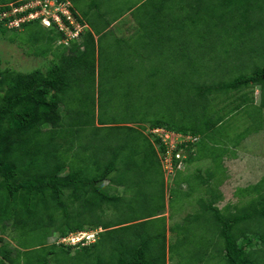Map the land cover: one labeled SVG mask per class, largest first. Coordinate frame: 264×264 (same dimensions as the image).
Returning a JSON list of instances; mask_svg holds the SVG:
<instances>
[{"label":"trees","instance_id":"trees-1","mask_svg":"<svg viewBox=\"0 0 264 264\" xmlns=\"http://www.w3.org/2000/svg\"><path fill=\"white\" fill-rule=\"evenodd\" d=\"M28 1L0 0V16L3 17V14L12 10L14 6L17 8ZM62 1L64 0H57V3ZM68 1H70V10L72 9L74 14L77 13L78 10L73 2L79 0ZM199 1L202 2L201 6L204 5L207 8L205 13L202 11L199 15V23L193 17L190 22L184 19L185 23L206 24L207 28H210L208 34L211 33L210 35L214 36V42L211 45L218 42L219 38L215 36H219L218 31L223 30L221 40L226 39L233 48L230 47V56H219L215 61L216 70L220 74L230 73V79L221 78L213 83L200 85L199 81H195L193 85L198 87L199 94L197 103H194L192 107L182 104L170 105L161 113L155 110L156 112H153L151 116L144 114L145 112L141 110L138 114L139 110L131 108L128 104L121 109L107 108L115 101L126 100L129 103L130 92L119 91L121 86H125L123 84L112 90L100 87V82L96 84L94 71L97 69V58L99 61L97 54L99 37L96 39L95 35H100L103 30L98 31L96 25H92L90 21L88 23L84 16H80L79 20L84 22V19L89 27L83 31L80 43L72 41L67 46L61 42L58 44L57 42L64 37L65 33L58 28L55 22L52 27L56 30L44 26L47 29L48 56L52 60L51 65L45 71L40 68L31 72L18 71L11 66H2L3 60L0 57V264H8V261L13 264H51L50 256L57 255V252L62 256H57L54 264H65L66 257L70 254L72 256L71 251L73 250L77 253L82 250L87 252L90 258H94L98 264L167 263V255H165L167 228H164L163 234H159L161 238H165L161 243L162 249L155 247L151 242L152 238L157 240L159 236L152 237L153 233L148 234L143 231L147 230L149 221L165 219V217L154 218L161 211L142 212L147 211L146 205L144 208L141 207L143 205L134 208V203L127 201L126 194L121 192L125 190L130 194L134 189L133 186L137 187L126 185V181L123 182L126 179L127 169L144 166L142 164L144 158L138 161L136 157H133L136 152L135 148L139 150L138 144L135 143L136 138L133 136L142 137L143 141L140 143L145 147L153 141L151 136L154 134L152 131L144 134L136 126L121 125L117 133L122 144L106 141V145L96 147L97 149L93 152L89 147L82 152L83 149L78 148L81 145L70 146V142L68 143V140L62 137L66 129L61 123L63 115L60 113V106L62 104L66 108L70 106V102L80 103L76 116L72 117L71 127L81 125L84 118H86L84 122L89 123L90 120L99 116L102 122L116 123L133 120L147 123L148 130L160 127L177 134L193 136L202 134L198 140L202 144L195 143L194 146L191 142L177 143L179 149L189 154V161L204 160L208 157L217 166H224L225 157L236 156V147L248 133L263 131L264 141V48L256 44L258 41L256 33H264V0ZM166 4L164 1L165 6ZM39 8L41 6L3 17L0 19V31L7 37L10 30L8 40L16 43L19 30L16 26L8 28L9 21ZM176 18L177 16H170V20ZM35 23L41 25L40 19L24 20L20 26L26 27L28 24ZM111 23L107 22L105 28L110 27ZM190 44L191 42L186 43L187 48ZM244 52L248 53L246 58L242 56ZM195 59V56H191L187 60L189 67L199 63ZM117 72H122L121 75H116L120 78L135 76V73L131 71ZM192 73L193 71L188 72V81L191 80L190 74ZM187 85V89L192 87L191 82ZM74 86H77L78 94L72 92L75 89ZM89 87L92 90H89ZM257 87L259 99L255 96ZM217 92L223 95V101L229 100L230 110L225 112V104L215 117H211L206 112V104L202 106L200 100L208 101L209 97H215ZM102 96L105 98L102 99ZM96 105L99 107L98 115H96ZM129 107L130 111H128ZM202 107L204 109H201ZM182 110L185 111L184 117L188 124L177 121ZM229 113L230 117L226 119ZM241 113L246 115L248 125L240 132H233L232 129L236 130L237 121L243 123L241 120H234ZM225 126L230 129V138L227 137L229 132ZM213 127L216 130L219 129V135L213 134V138L216 137V140L226 137L227 141L219 144L214 142V145H211L209 140ZM221 127H224L223 130ZM122 130H125L126 134L122 133ZM129 130L135 131L133 135L127 133ZM109 134L116 136L110 132L103 137V140L110 137ZM154 140L162 144L161 150L164 153L167 147L166 142L159 137H154ZM128 144H130L128 158H119L121 155L119 151L124 150L121 147H127ZM153 147L154 145L151 146ZM108 150L111 151L108 153ZM154 157L156 161H152L153 163L148 166L154 167L156 177L155 181L153 179L150 181V185L157 186L149 188L146 180L145 185L138 191L141 192L143 200L149 198L154 202L157 199L159 208L165 211L166 185H164L162 158ZM99 158L106 160L107 165L106 167L98 165L99 173L96 175H90L88 169L92 166L78 165V161L85 159H90L92 165H95ZM175 162L177 163L176 160ZM140 174L141 172L137 171L136 176ZM159 176L160 179H158ZM106 179L110 180V184L100 185L101 181ZM140 179H143V176ZM208 179L204 181L206 184H210ZM174 193L175 188L173 187L169 199L170 209H172ZM236 194L241 197L239 202L226 203L222 209L216 203L222 199L223 193L217 195L216 201L211 200L208 203L209 208L216 211L214 222L220 221V233L224 238L221 253L224 264H264V176L257 182L239 187ZM104 203L109 206L123 205L128 211L124 214L127 217L114 224H109L104 220L91 222L89 225L81 224L82 218L78 219V217L86 214L95 216L96 212L103 210ZM226 207L229 213L225 212ZM105 211L103 210V213ZM171 214L173 216V213ZM10 227L15 232L12 235L16 241L15 246L2 236ZM17 229L27 234L35 230L34 235H37V240L26 244L22 236L17 234ZM99 229L101 230L98 231L95 241L89 244H82V241L75 244L65 241L59 244L56 241L50 242L54 236L65 238L71 233ZM171 229L177 232L175 227ZM117 231L121 232L116 238L120 243L119 246L123 248L116 259L110 256L111 253L101 256L90 252L93 247L100 245L107 235ZM113 239L115 240V237L111 236V240ZM24 254L27 255L26 258L20 259ZM152 254L156 259L150 257Z\"/></svg>","mask_w":264,"mask_h":264},{"label":"rangeland","instance_id":"rangeland-1","mask_svg":"<svg viewBox=\"0 0 264 264\" xmlns=\"http://www.w3.org/2000/svg\"><path fill=\"white\" fill-rule=\"evenodd\" d=\"M164 1L167 3L166 6L164 5ZM41 3L42 0H33L32 6ZM69 3L70 1L68 0H64V3L60 4L56 3V0H51L50 7L55 5L53 14H56L57 9L64 10V5H68ZM200 3L202 2L199 0H168V2L167 0H79L73 2L75 8L80 15L84 16L88 23L90 21L92 25L95 24L98 31L103 30L99 35L97 44L99 61L97 58L96 68L99 70L100 87L112 90L119 88L116 86L123 84L125 86H121L119 91L130 92L129 103L126 100L115 101L108 105L107 108L121 109L124 105L128 104L131 108L139 110L138 114L141 110L145 112L144 114L151 116L153 112L157 111V113H161L170 105L182 104L192 107L194 103H197L199 94L197 91L198 87L193 85L195 81H199L200 85L213 83L215 80L221 78L230 79V73L225 72L224 74H220L215 68V61L218 57L230 56V47L233 48L226 39L224 41L221 40L223 38V30L218 31L219 36H215V38H219L218 42L211 45L214 42V36L210 35L211 33L208 34L210 28H207L206 24L185 23L184 19L190 22L192 17L199 23V15L202 11L205 13V9H207L206 6L203 4L201 6ZM7 14H10V12ZM34 16H37V13H34L33 16L29 15V18ZM71 16L77 26L76 29L74 28V31L70 28L69 24H64L61 18L58 20L60 25L65 26L67 34L59 40L66 41V46L67 44H71V40L67 41V37L70 38L76 35L80 24L81 26L83 25V22H80L78 17L74 16L72 12ZM170 16H177V18L170 20ZM2 18L0 16V19ZM107 22H112L111 24L115 25L106 29ZM7 26L11 28L12 24L8 23ZM54 29L56 30V28ZM18 30V37L16 39L18 41L16 43L8 40L10 30L7 37L0 31V57L3 60L2 66H11L22 72H31L37 68L45 71L52 61L51 57L48 56L47 29L35 23L28 24L26 27L20 26ZM227 32L230 33L229 31ZM201 34L206 35L203 36ZM256 34V40H258L256 44H260L264 48V33L257 32ZM74 41L77 42L78 40L74 39ZM187 42H191L189 48L186 46ZM61 43L64 42L61 41ZM43 50L47 52H42ZM248 53L244 52L243 58H246ZM191 56H195V60L199 63L189 67L190 65L187 60ZM123 70L135 73L136 77L134 75L129 78L117 77L116 75H121L122 73L117 71ZM189 71H193V73L190 74L191 80L188 81L187 76ZM190 82L192 87L187 89V83ZM74 87L75 89L72 92L78 94V91H76L77 86ZM85 87L87 88L88 86ZM102 93L105 92L102 91ZM222 96L220 92H217L216 96L209 97L208 101L200 100L202 106L204 103L206 104V112L209 116L215 117L219 113L220 108L225 104V112L230 110L229 100L225 99L224 102ZM255 96L256 99H259L258 87L255 89ZM104 98L105 96H102V99ZM74 102H70V106L66 108L64 105L60 106V113L63 115L61 123L66 128L65 134L62 137L66 138L68 143L70 142V146L81 145L78 148L83 149L82 152H85V149L89 147L93 152L97 149L96 147L106 145V141L113 142L114 144H118L121 141L117 133V122L108 121L105 125H102L97 123V118L90 120L89 123L84 122L86 121V118H84L81 125L71 127L72 117L76 116V110L80 107L78 101ZM130 107L128 111H130ZM201 109L204 108L202 107ZM97 112L98 108L96 109V115ZM184 115L185 111L182 110L181 115L177 117V121L188 124L185 121ZM229 117L230 113L225 118ZM246 119L244 113H241L238 118H234L235 121L241 120L243 123L237 121L235 123L237 125L236 130L232 129V131L240 132V130H244V127L248 125V120L246 121ZM105 120L109 119L105 118ZM223 128L221 127L222 130ZM225 128L229 132L227 137L230 138V129L227 126ZM213 129L214 127L211 130V139L209 140L211 145H214V142L219 144L222 141H227L226 137H220L215 140L216 137L213 138V134L219 135V129ZM146 131L149 130L147 129ZM110 132L116 136L109 134L110 137L103 140V137ZM121 132L126 134L125 130ZM163 136L169 143L170 151L162 162L164 177L169 184L167 185L169 187L165 190L167 197L169 188L171 191V188L179 185H173L178 172L185 174L187 185L184 193L182 192L183 190L178 189V186L175 188L172 209H170V213H173L174 216L172 217L173 219L169 220L170 227L177 229L176 234L170 230L169 234L171 236L166 245V253L170 245V252L168 253V257H171L172 262L170 264H224V258L221 256L224 238L220 233V221L214 222L216 220V211L210 209L208 203L211 200L216 201L217 195L222 193V199L216 203V205H219V208L222 209L226 203H237L241 199L236 194L237 189L257 182L264 176L263 131L248 133L240 145L236 147V156L232 158L230 156L225 157L224 166H217L208 157L204 160L189 161V154L182 149L178 151V157H176L179 163H173L172 149L174 145L182 141V135L165 132ZM200 137H202V134L188 136L184 142H191L194 146L195 143L202 144V142L198 141ZM151 138L154 139V136H151ZM154 144L158 146V144ZM228 146L230 147V143ZM110 151L108 150L107 152L109 153ZM98 160V163L95 165H92L90 159L78 161V165L81 167L92 166L88 169L90 175H96L99 173L97 169L98 165L101 167H106L107 165L106 160H102V158ZM172 164L173 166L171 167ZM225 166L228 168H225ZM39 168L41 169V167ZM130 177L136 181L140 180L134 174ZM206 179H208L210 184L204 182ZM109 184L110 180L106 179L101 181L100 185ZM136 186H133L134 189L130 194L125 190L121 191L126 194L127 201L134 203V208H138L141 205L144 208V205H146L145 209L147 211L142 212H148V210L164 212V209L159 208L157 199L154 202L149 198V200H143L141 192L138 191L143 185ZM154 186L156 187L157 185H149V188H153ZM124 208L123 205L109 206V204L104 203L103 210H106L105 213L101 210L96 212L95 216L86 214L78 217V219L82 218L81 224L86 223V225L98 220L114 224L122 218L127 217L124 214H127L128 211L126 208L123 210ZM227 211L229 213V209L226 207L225 212ZM147 225L148 228L147 230H143L144 233H153L152 237L154 235L159 236L157 240L152 238L151 242L155 247L162 249L161 243H163L162 241L165 238H161L159 234L166 227L165 219H155L149 221ZM100 230L73 233L69 235L70 238L67 237L66 243L78 242L84 238L82 244H89L95 241L96 235ZM16 232L22 236V240L26 244L37 240V235H34L35 230L29 231L28 234L23 233L21 230L19 231V229ZM14 233V229L10 227L2 236L11 245L15 246L16 241L12 238ZM112 234L107 235L102 243L93 247L90 252L101 256L111 253L110 256L116 259L121 253V248H123L119 246L120 243L116 238L121 232L117 231ZM111 236H114L115 240H111ZM51 241H56L57 244L60 243L55 236ZM71 253L72 256L70 254V256L66 257L65 264H98L94 258H90V255L83 250L80 253L73 250ZM26 256L24 254L20 259L23 260ZM57 256L60 257L62 254L57 252V255L50 256L49 260L51 264H54ZM150 257L156 259L153 254ZM7 263L13 264L10 261Z\"/></svg>","mask_w":264,"mask_h":264},{"label":"crops","instance_id":"crops-1","mask_svg":"<svg viewBox=\"0 0 264 264\" xmlns=\"http://www.w3.org/2000/svg\"><path fill=\"white\" fill-rule=\"evenodd\" d=\"M112 25H115V24H111L110 25V27L112 26ZM83 33V32H82ZM82 35H80V38L79 39H77L78 40V42L80 43L81 41H82V37H81ZM99 37V35H95V38L97 39ZM71 40V39H70ZM72 41H74V39L72 40ZM72 41H71V43H72ZM68 45V44H67ZM83 48V47H82ZM95 76H96V80H95V82H96V84H98L99 82H100V80H99V70L98 69H96L95 71ZM90 90H92V89H90ZM96 107L97 108H99L98 107V105H96ZM99 114V112H97V115ZM96 118H97V123L98 124H102V125H105L108 121H101V119L99 118V116H96ZM121 125H127V126H136V127H138V129H140L144 134H147V128L149 127L148 126V124L146 123V124H144V123H142V122H135V121H133V120H128V121H124V122H117V126L119 127V126H121ZM135 131H130L129 130V132H127V133H134ZM133 135V134H132ZM133 137H135L136 138V141H135V143L136 144H138L137 146H138V148H139V150H137V148H135L136 149V152H135V154L133 155V157H136V159L138 160V161H140L139 159H143L144 158V161H142L143 163L142 164H144V166H139V168H132V167H130V168H128L127 170L128 171H126L127 172V174H126V179H124V181L123 182H125L126 183V185H132V184H135V185H145V183H146V180L148 181V185H150V181H152V179H153V181H155L156 180V177H155V171H154V167H150V166H148L150 163H153L152 161H156V159H155V157L154 156H156V157H160V154H159V152H158V150L156 149V146L153 144V142H151L150 143V145L148 144V146H147V144L145 145V147H143L142 145H141V141H143V138L142 137H136V135L135 136H133ZM152 141V140H151ZM120 144H122V142H120ZM131 144V143H130ZM130 144H128L127 145V147H121V149L122 148H124V150H120L119 152H120V157L119 158H124V157H126V158H128V156H129V154H128V150H129V146H130ZM152 145H154V147L153 148H151V146ZM118 158V157H117ZM118 161H120V159L118 160ZM163 166V165H162ZM137 171L138 172H141V174L140 175H137L136 176V173H137ZM163 173H164V170H163ZM132 174H134L136 177H138L139 179H140V177L141 176H143V179H140L139 181H136V180H133L130 176L132 175ZM162 176H163V174H162ZM158 179H160V176L158 177ZM164 179H165V177H164ZM186 180H185V174L184 173H179V174H177V176L175 177V179H174V184L173 185H176V184H179V185H177L178 186V189H181V190H183L182 192L184 193L185 192V189L187 188V185H186V182H185ZM157 184H158V182H157ZM164 185H169L167 182H166V180H165V184ZM176 186V187H177ZM173 195H175V193L173 194ZM170 196H171V194L170 193H168V197H167V195H166V208H165V211L163 212V213H158L156 216H154V217H165V221H166V228H167V232H166V243H168V239L170 238V230L171 231H173L171 228H170V223H169V220H171V218L172 217H174V216H172V214L170 213V207H169V199H170ZM169 212V213H168ZM170 214H171V216H170ZM173 219V218H172ZM173 233H175L176 234V232L175 231H173ZM170 252V245H169V247H168V251H167V263L166 264H170V263H172L171 262V259H170V257H168V253Z\"/></svg>","mask_w":264,"mask_h":264},{"label":"clouds","instance_id":"clouds-1","mask_svg":"<svg viewBox=\"0 0 264 264\" xmlns=\"http://www.w3.org/2000/svg\"><path fill=\"white\" fill-rule=\"evenodd\" d=\"M45 1H47V0H42V3L41 4H39V5H34V6H32V2H33V0H29L28 2H26L25 4H23L22 6H19V7H17L16 8V6H14L13 7V9L12 10H10L9 12H10V14H7V13H9V12H7V13H4V14H6V15H4L3 14V17H6L7 15L9 16V15H13V14H17V13H21V12H23L24 10H26V9H28V8H35V7H38V6H41V8H39L38 10H35V11H30L27 15L25 14V15H23V16H21V17H19V18H15V19H13V20H11V21H9V23L10 24H12V27L13 26H16V27H19L20 26V23L21 22H23L24 20H28V19H40V23H41V25H43V26H45V27H48V28H50V27H52L53 26V23L55 22L56 24H57V26H58V28L61 30V25L58 23V20H59V18H61L62 19V21H63V23H67V24H69V26H70V28L74 31V28L76 29L77 28V26H76V24L74 25V24H71L70 22H69V19L67 18V15H71V12H72V9L70 10V3L66 6V9H68L67 10V12H65V11H61V10H58L57 12H56V14L58 13L59 14V18H57L55 15L56 14H53V9H54V7H55V5H53L49 10H45V8H44V3H45ZM57 3V2H56ZM59 3H64V1H62V2H59ZM30 6V7H29ZM26 8V9H25ZM14 10H16L15 11V13H13V11ZM41 12V14H39ZM34 13H37V16H34V17H32V18H29V15H34ZM72 14L75 16H77L78 17V19H79V17L80 16H82V15H80V13L79 12H77V13H73L72 12ZM20 20V21H19ZM47 21H49L50 23H47ZM83 25L81 26V24H80V27H79V30L76 32V35H73V36H71L70 38L69 37H67V41H69L70 39H71V41L73 40V39H79L80 38V35H82V32L86 29V28H88L89 27V24L87 23V22H85V20L83 19ZM81 22V21H80ZM16 24V25H15ZM61 31H63L64 33H65V35L67 34L66 33V31L65 30H61ZM62 42H64L65 44H66V42L65 41H63V40H61ZM61 41H59V42H61ZM59 42H58V44H59ZM63 105V104H62ZM157 128H160V127H157ZM154 129H156V128H153V129H150L149 131H152V133L154 134L153 136L154 137H159V138H161L157 133H155L154 132ZM166 131H169V130H166ZM170 132H172V131H170ZM174 133V132H173ZM174 134H177V133H174ZM182 135V141H185L186 140V138L189 136V137H191L192 135L191 134H181ZM201 138V137H200ZM161 140L163 141V142H165L162 138H161ZM153 144L154 143H156V144H158V146L157 145H155L156 146V149L158 150V152H159V154H160V158H162V162H163V157H164V155H165V153H166V150H167V148H168V145H167V147H166V150H165V152L163 153V151L161 150V147H162V144L160 145V143H157L154 139H153ZM180 149L178 148V146H176L174 149H173V154H174V156H175V153H177L178 151H179ZM174 160H176L177 162H179V160H177V158H175ZM177 186V185H176ZM176 186L174 187V188H176ZM169 186H167L166 185V188H168ZM172 189V188H171ZM169 193L171 194V191H170V188H169ZM91 231V230H90ZM82 232H86V231H82ZM77 233H80V232H76V234ZM71 234H73V233H71ZM70 234V235H71ZM69 237V236H68ZM57 238V237H56ZM70 238V237H69ZM57 240H59L60 242H66L67 241V237H65V238H63V237H60V238H57ZM84 240V238L83 239H81V240H79L78 242H80V241H83ZM75 243H77V242H73V243H69V244H75Z\"/></svg>","mask_w":264,"mask_h":264},{"label":"built area","instance_id":"built-area-1","mask_svg":"<svg viewBox=\"0 0 264 264\" xmlns=\"http://www.w3.org/2000/svg\"><path fill=\"white\" fill-rule=\"evenodd\" d=\"M50 1L51 0H47V1H45V3H44V8H45V10H49L51 7H50ZM56 2H57V0H56ZM60 4V3H59ZM66 6L67 5H64V10L63 9H61V11H65V12H67V10L68 9H66ZM57 11H58V9H57ZM59 16V14L57 13L55 16L57 17V18H59L58 16ZM67 18L69 19V22L71 23V24H74L75 25V21H73V17L71 16V15H67ZM47 23H50L49 21H47ZM65 24V23H64ZM61 30H65V26H62L61 25ZM66 42V41H65ZM154 132L155 133H157L165 142H166V144L168 145V148H167V150H166V153H165V155H164V157H163V161H164V159H165V156H166V154L168 153V152H170L169 151V143L167 142V140L165 139V137L163 136V134H165V132H169V133H171V134H174L173 132H170V131H166V129H164V128H156V129H154ZM177 146V144L176 145H174V147H173V149L175 148ZM173 149H172V156H173V163L175 162V158L176 157H178V155H177V153H175V156H174V154H173ZM172 159H171V162H172ZM179 163V162H178ZM173 166V164L171 165V167Z\"/></svg>","mask_w":264,"mask_h":264}]
</instances>
